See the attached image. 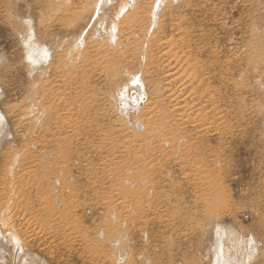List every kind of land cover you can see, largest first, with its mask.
Here are the masks:
<instances>
[{
	"label": "rangeland",
	"instance_id": "obj_1",
	"mask_svg": "<svg viewBox=\"0 0 264 264\" xmlns=\"http://www.w3.org/2000/svg\"><path fill=\"white\" fill-rule=\"evenodd\" d=\"M96 1L0 0V264H264V0Z\"/></svg>",
	"mask_w": 264,
	"mask_h": 264
},
{
	"label": "bare ground",
	"instance_id": "obj_2",
	"mask_svg": "<svg viewBox=\"0 0 264 264\" xmlns=\"http://www.w3.org/2000/svg\"><path fill=\"white\" fill-rule=\"evenodd\" d=\"M102 2L105 3L104 0H101V3H102ZM98 3H100L99 0L96 1V4H95V5L97 6ZM132 20H133V18H132ZM131 30H132V29H131ZM142 33H143V32H142ZM123 35H124V34H123ZM133 39H134V38H133ZM120 42H121V41H120ZM116 53H117V52H116ZM126 53H127V52H125V54H126ZM125 54H124V55H125ZM146 54H147V53H146ZM167 54H168V53H167ZM118 55L123 56L121 51L118 52ZM125 56H126V55H125ZM125 56H123V57H125ZM109 57H110V56H109ZM109 59H110V58H109ZM126 59H127V58H126ZM151 60H153V58H151ZM151 60H150V61H151ZM109 62H110V61H109ZM110 64H111V62H110ZM112 64H113V62H112ZM152 65H153V64H152ZM169 65H170V63H169ZM159 66H161V65H159ZM111 68H112V67H111ZM149 68H150V67H149ZM149 68H148V69H149ZM116 69H117V68H116ZM113 70H115V68H113L112 71H113ZM167 77L171 78V73L167 74ZM160 92H161V91H160ZM180 99H181V98H179L178 96H173V100H174V102H175V103H174L175 106L181 104V100H180ZM164 116H166V115H164ZM181 116L183 117L182 114H181ZM181 116H180V117H181ZM149 117H150V116H149ZM165 118H167V117H165ZM168 118H169V117H168ZM186 118H187V117H186ZM188 119H189V117H188ZM148 120H149V119H148ZM169 120H170V119H168V121H169ZM184 120H185V119H184ZM186 121H187V120H186ZM193 122H194V121H193ZM170 123H171V122H170ZM171 125H172V124H171ZM169 128H170V126H169ZM160 132H161V131H160ZM160 134H161V133H160ZM159 137H160V136L158 135L157 138H159ZM171 137H172V136H171ZM172 138H173V137H172ZM173 139H174V138H173ZM155 140H156V139H155ZM163 140H164V138H163ZM163 140H160L159 143L161 144V141H163ZM171 141H172L171 143L174 142V140H171ZM163 148H164V146H163ZM2 207H3V206H2ZM0 210H1V209H0ZM3 213H4V212H3ZM5 217H6V216H5ZM9 219H10V218H9ZM0 221H1L0 223H3V224H4V223H6V224L9 223V222H8V221H9L8 218H3V219H2V216H0ZM4 225H5V224H4ZM6 229H7V233H8V234H7V237H4V236H6V235L3 236V233H1V231H0V235L3 236L4 238H7V239H5V240H8V242H9L10 244H12V247H13L14 251H17V250L20 251V250H21V246H20V244H19L20 241H19V237L17 236L16 232H15L14 230H12V226H11V225H8ZM4 234H5V233H4ZM216 234H217V231H216ZM218 238H219V235H217V238H216V239L218 240ZM218 241H219V240H218ZM217 243H218V242H217ZM218 248H221V247H218ZM218 250H220V249H218ZM218 252H219V251H218ZM219 254H220V253H219ZM219 254H218L216 251L214 252V257H213L214 260L212 261V264H227V262H226L225 260H223V258H224L223 256H224V255H223V256L220 255V256L222 257V259H221V257L219 256ZM13 255H15L14 257L18 259V255H19V254L15 253V254H13ZM220 259H221L222 261H221ZM17 264H18V262H17ZM238 264H241V262H239Z\"/></svg>",
	"mask_w": 264,
	"mask_h": 264
}]
</instances>
